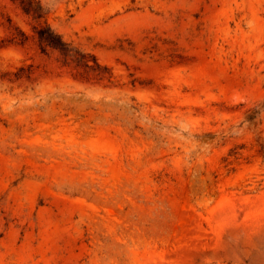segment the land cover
Returning <instances> with one entry per match:
<instances>
[{
  "label": "rangeland",
  "instance_id": "374dc122",
  "mask_svg": "<svg viewBox=\"0 0 264 264\" xmlns=\"http://www.w3.org/2000/svg\"><path fill=\"white\" fill-rule=\"evenodd\" d=\"M33 1L0 0V264H264V0Z\"/></svg>",
  "mask_w": 264,
  "mask_h": 264
},
{
  "label": "trees",
  "instance_id": "16d2710c",
  "mask_svg": "<svg viewBox=\"0 0 264 264\" xmlns=\"http://www.w3.org/2000/svg\"><path fill=\"white\" fill-rule=\"evenodd\" d=\"M11 1L18 4L25 14L32 15L37 19L42 17L40 6L33 0ZM36 34L41 46L57 51L65 61L76 63V65L89 67V60L87 59L86 55L78 53V51H76L73 47L65 43L61 37L56 34L49 26L40 27L36 31ZM93 63V69L99 67L94 58Z\"/></svg>",
  "mask_w": 264,
  "mask_h": 264
}]
</instances>
